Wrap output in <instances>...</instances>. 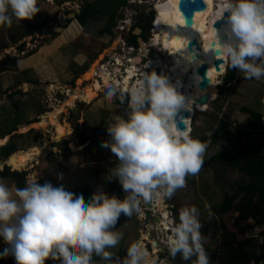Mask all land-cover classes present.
Wrapping results in <instances>:
<instances>
[{"label": "rangeland", "instance_id": "1", "mask_svg": "<svg viewBox=\"0 0 264 264\" xmlns=\"http://www.w3.org/2000/svg\"><path fill=\"white\" fill-rule=\"evenodd\" d=\"M147 1H142L139 6H130V9L125 7L124 11L120 9V17L122 18L121 15L126 13L127 9V13L129 14L131 10L133 15L137 11L142 14L148 13L153 9L154 0ZM67 2L65 5L63 2L58 4L59 7H52L54 13L50 12V17L45 15L43 20H36L34 17L30 21H23L21 25L13 22L10 28L3 27V33L0 32V45L5 43L7 46L9 36H13L11 46L6 48V51L2 50L0 57L12 56L17 60L14 70L9 71L6 76L13 79L14 76L18 77L17 73L20 71L28 73V79L23 78L22 81L17 82L18 85L12 82L5 94L0 97V115H5L4 119H0V132L4 125L13 124L18 135L12 138V144H16L21 149V144L31 146V143L37 140L43 147L40 154L32 157V160L21 170H12L6 165L7 148L1 149L0 163L4 166H1L0 172L7 168L9 174L17 173L18 176L0 177V180L5 181L10 187L18 188L24 187L26 181L36 179L40 184L50 182L54 187L63 186L65 190L76 196H82L85 203L89 204L95 193L104 192L109 196L115 187L116 180H108L107 177L109 170L118 161L110 149L102 145L110 139L106 131L107 126L113 122L115 116L125 117L127 111L122 108L124 105L119 101H115L111 109L107 107V102L104 100V92L107 89L105 87L102 91H97L90 101L81 100L79 97L69 106L65 103L68 100V93L76 88L84 94V87L91 83L85 78L90 69L87 67L96 65L102 56L104 58L99 62L100 64L105 61L106 56L111 61H105L99 70L111 74L110 85L122 93L121 87L115 86L113 80L115 78L121 82L126 70L124 62L121 61L118 68L111 62L119 55L125 59L126 56L133 55L135 50L127 49L132 42H128V33L121 31L125 26L124 23L119 31H114L119 27L121 20L117 21L118 23H115L109 32L105 30L108 26L106 23L102 33L105 17L90 18L86 22L90 24L88 27L90 33H86L85 30H81L84 27L79 26L80 22L76 19V15L81 14L84 4L89 3L90 0ZM219 4V1L218 3L215 1V5ZM75 5L78 8L72 11L70 6L74 8ZM77 9L79 13H76ZM71 14H75V18L67 19ZM31 25L37 27L32 35L20 38L19 35L22 36L23 32L29 31ZM22 43L24 46L19 50L18 46ZM148 43L149 41L145 44ZM123 45L124 47L121 48ZM109 50L113 53L108 52ZM150 51V55L145 57L147 63L145 58L140 57L138 68L145 64L148 67L150 61L148 59L155 56H160L162 60L166 59V55L158 48H151ZM208 57L209 55H205L202 58L201 65L215 61H209ZM222 59L214 95L209 97L211 101L203 111L194 108V116L190 123L191 137L205 141L208 145L201 171L195 176L186 177V187L177 190L171 199L158 197L151 201V207H148L151 214L149 219H146L144 214L147 210L144 206L145 202L141 203L139 214H134L131 218L121 215L116 230L123 233V239L116 248L110 249L117 258L126 255V249L131 243L142 241L155 264H190L183 261L179 255L175 259L170 258L166 248L167 237L174 223L179 222V210L185 206H195L200 210L199 220L202 225L200 231L205 238L204 246L208 250L211 264L221 263V259L215 257L214 253L222 256L224 254L223 247H220L222 228L231 238L239 241L245 239L235 235L233 221L237 213L230 210L223 214L221 207L237 185L248 184L250 179L243 172L229 168L225 160L234 159L242 150L257 149L260 142H264V121L256 120L243 111H253L264 118V80H245L242 73L234 70L229 77V85L222 86L223 79L228 74L227 59L224 56ZM15 70L17 73L14 72ZM99 70L95 72L94 78H97L96 73H100ZM139 74H143V71L138 69L137 76ZM23 81L26 82L25 85L22 84ZM78 81L81 83L77 84ZM180 86H183V83H180ZM55 108L62 111L55 119V124H63L69 128V134L64 139L58 142L55 140L54 125L50 124L44 129H30L20 133L21 128L30 123L40 122ZM16 123L19 124L16 126ZM83 140L84 143L79 146L78 144ZM86 177H92V183L96 186L91 187L90 185L93 184L89 183ZM100 186L104 188L101 189ZM124 197L120 199L123 200ZM238 204L236 199L233 206L236 207ZM169 208L171 211L168 210ZM209 210L213 213L211 219H209ZM156 219H159L157 223ZM246 223L252 222L247 220ZM261 231H264V226L255 228L250 236L256 237L261 242ZM5 247L7 245L0 238V252ZM97 260L96 264H105L99 257ZM0 264H15V261L9 255L0 259ZM46 264L53 262L47 261ZM259 264H264V260Z\"/></svg>", "mask_w": 264, "mask_h": 264}, {"label": "clouds", "instance_id": "2", "mask_svg": "<svg viewBox=\"0 0 264 264\" xmlns=\"http://www.w3.org/2000/svg\"><path fill=\"white\" fill-rule=\"evenodd\" d=\"M128 1L127 8L144 0ZM222 7L224 23L213 28L214 51L226 57L227 67L242 73L245 80H264V0H222ZM38 11L37 0H0V27L21 25ZM131 13L121 21L131 23ZM135 57L142 56L128 55L125 61L133 62ZM124 65L126 69L131 64ZM134 65L143 71L130 81L141 78L138 87L121 93L110 85L104 92L109 109L115 101L127 106L126 116H115L107 126L110 139L102 145L117 158L107 179L119 181L124 199L98 192L86 204L82 196L50 182L40 184L36 179L18 188L0 180V238L7 245L0 259L11 255L15 264H96L94 257H99L105 264H155L139 242L131 243L126 255L117 258L110 249L119 245L123 233L114 229L122 214L128 218L139 214L142 202L146 207V202L158 197L171 199L185 188L186 177L201 171L208 145L175 123L181 110L191 111L193 102L165 74L152 72L147 64ZM208 214L211 219L213 213ZM199 216L195 206L179 210V222L169 228L166 240L170 258L179 255L190 264H211Z\"/></svg>", "mask_w": 264, "mask_h": 264}, {"label": "bare ground", "instance_id": "3", "mask_svg": "<svg viewBox=\"0 0 264 264\" xmlns=\"http://www.w3.org/2000/svg\"><path fill=\"white\" fill-rule=\"evenodd\" d=\"M202 1L205 4V10L194 13V23L192 28L184 27L181 15L178 11V0H156L153 2L155 17L153 20V30H151L152 37L150 45L158 48L160 52H163L166 55V59L162 60L159 56H156V58L150 59L148 67L146 66L151 71H153L155 67H158L160 71L165 72V76L168 78L169 82L176 86L180 93L188 97L193 102L189 105L191 111L188 112V118L185 119L186 130L188 132L191 129L190 123L194 116V108H197L201 111H203L205 108V106L199 105L197 103L198 97L203 95H208L211 97L214 95L216 80L219 75V71L214 69L213 63L206 64L208 67L206 76L209 78V84L206 88L202 90L199 89L198 83L200 78L197 75L196 70L201 65L202 58L205 55H209V61L218 59L212 55L215 46L213 48L210 43L214 41L213 23L220 19L222 13L224 12L222 0ZM215 1L217 3L219 1L220 4L215 5ZM193 39H195L199 44V49H193L190 52L187 49V44ZM117 45L118 44L116 43L115 46ZM112 49L113 48H111V50ZM111 50L108 52L111 53ZM141 50L143 55L146 54V50L143 47ZM196 55H199L198 59L196 58ZM103 58L104 56H102L100 61H102ZM220 58H222V55ZM115 59L119 65L123 58L121 55H119L116 56ZM99 62H97L96 65L91 66L87 75H85V78L88 79L89 82L91 81V83L84 87V94H82L79 88L74 89L73 92L68 93V100H66L67 102L65 101V104L69 106L79 97L81 100L84 99L85 101H90L95 97L94 94L97 91H102L104 87L107 88L110 86L111 74H109L107 71L104 72V70H99ZM129 62L131 65H128L126 68L121 82H118L115 78L113 80L115 86H120L123 92L127 91L128 93L132 88L138 87L141 80V78L136 79L134 83L132 82L130 84L131 78L137 75L136 73L138 70L133 62ZM125 63L127 62L125 61ZM97 70H99L100 73H96L97 78H94L95 72ZM79 83H81V81H78L77 84ZM180 83H183V86H180ZM182 88L184 89L182 90ZM61 112L62 111L60 109L55 108L52 112L48 113V116L45 119L41 120L40 122L33 124L30 123L29 125L21 128L20 133L26 132L30 129H44L48 124H50L54 125L55 140L60 141L61 139H64L69 134L66 126L63 124H55V119L61 114ZM6 141L7 139H0V146L5 145ZM42 148V145L38 142L32 147V149L28 151L26 150L25 152H17L12 154L8 157L7 161H5L6 165L12 168V170L24 169L27 163L32 160V157L40 154ZM163 208L165 210V205ZM162 224H164V222H162ZM139 243L144 246L142 241Z\"/></svg>", "mask_w": 264, "mask_h": 264}, {"label": "trees", "instance_id": "4", "mask_svg": "<svg viewBox=\"0 0 264 264\" xmlns=\"http://www.w3.org/2000/svg\"><path fill=\"white\" fill-rule=\"evenodd\" d=\"M127 1L94 0L89 3L86 2L81 14L76 15V19L83 26L90 18H101V16L112 18L116 11L127 5ZM151 18H149L148 22H150ZM139 22L141 21L139 20ZM132 42L135 43L134 40ZM23 46L24 44L22 43L18 46V49L22 50ZM1 48H5V46ZM16 61L15 57L10 56L0 60V73L13 71L16 67ZM233 73L234 70L228 68V74L224 77L222 86L227 87L229 85V77ZM243 111L253 116L256 120L264 121L263 117L253 111ZM83 143L84 140L79 144L77 142L75 144L81 146ZM225 161L229 168L243 172L250 179L248 184L237 185L221 207L223 214L230 210H234L237 213L233 221V227L236 229L235 235L242 236L245 239L239 241L231 238L227 231L222 228L220 230V247H223L224 254L222 256L214 253V256L221 259L220 264H259L264 260V231L260 232L261 242L256 237L250 236V234L255 228L264 226V142H260V146L257 149L242 150L234 159ZM9 175L18 176L17 173L9 174L7 168L0 172L1 178H7ZM236 199H238L239 204L234 207L233 202ZM247 220L252 223H246ZM119 224L118 222L114 230L117 229ZM94 259L98 261L97 257H94ZM174 263L176 262L174 261Z\"/></svg>", "mask_w": 264, "mask_h": 264}, {"label": "water", "instance_id": "5", "mask_svg": "<svg viewBox=\"0 0 264 264\" xmlns=\"http://www.w3.org/2000/svg\"><path fill=\"white\" fill-rule=\"evenodd\" d=\"M92 1V0H90ZM205 10V4L202 0H178V11L181 15V18H182V21H183V24H184V27L185 28H192L193 27V15L195 12H202ZM76 13H79V10L77 9L76 10ZM224 12L222 13V16H223ZM227 14H225L226 16ZM70 17H68L67 19L69 18H75V14H71L69 15ZM222 16L220 17V19L216 20L214 23H213V28H220L222 26V24L224 23L223 19H222ZM64 24V23H63ZM65 24H67V21H65ZM61 29V28H60ZM136 33L139 34L140 33V30L139 29H136ZM150 35H152V33L150 32V34H148L147 36L150 37ZM151 38V37H150ZM139 41V46H140V55H141V44L143 43V41L141 39H138ZM211 46L214 48L215 46V43L214 41H212L211 43ZM187 49L191 52L193 49L195 50H198L199 49V44L197 43V41L195 39L191 40L188 42L187 44ZM137 52V51H135ZM147 53V52H146ZM212 55L218 59H216L214 62H213V66H214V69L216 71H219V66L221 63H223V59L220 58L221 54L218 50H213V53ZM196 58L198 59L199 58V55H196ZM141 62V59L140 57H137L136 59L133 60V63L134 64H139ZM207 70H208V67L206 64H202L200 65L197 70H196V73L197 75L199 76L200 78V81L198 83V87L199 89H204L208 86L209 84V78L206 76V73H207ZM154 72H156L158 75H160L161 71L158 67H155L153 69ZM152 71V72H153ZM170 74V73H169ZM209 96L208 95H203L201 97H198L197 99V103L199 105H203V106H207L208 103H209ZM188 118V112L187 111H183L181 110V112L178 114L177 118H176V125L181 129V130H184L186 129V125H185V119ZM1 166H4L3 163L0 164ZM119 188L122 189L120 183L118 180H116V185L112 191V193L109 195V197H112L113 194H115L119 199L123 197V195L121 194V192L119 191ZM146 207L150 208L151 207V204L150 202H146ZM145 218L146 219H149L151 217V214L149 213V211H145ZM159 221V219H156V223ZM156 243H153V245H155Z\"/></svg>", "mask_w": 264, "mask_h": 264}, {"label": "crops", "instance_id": "6", "mask_svg": "<svg viewBox=\"0 0 264 264\" xmlns=\"http://www.w3.org/2000/svg\"><path fill=\"white\" fill-rule=\"evenodd\" d=\"M67 1H69V0H48V1H46V0H37V7L39 8V11H38V13L35 15V18H36V20H43V17L46 15L47 17H50V15H49V13L50 12H52V13H54V9L52 8V7H54V6H57V7H59L58 6V4H63V2H64V5H65V3L67 2ZM68 3V2H67ZM66 3V4H67ZM71 3V2H70ZM71 5V4H70ZM76 6V5H75ZM70 8H71V10L72 11H75V7L73 8L72 6H70ZM122 8V7H121ZM53 9V10H52ZM120 10V9H119ZM122 11H124L123 9H121ZM118 15V14H117ZM128 15V14H127ZM40 16H41V18H40ZM46 17V18H47ZM70 17V16H69ZM120 20H121V18H120ZM119 20V21H120ZM118 21V22H119ZM103 22H104V24H103V26L104 27H102V33H104V28H105V22H106V19L104 18V20H103ZM114 22H115V19H113V20H111V23H109V22H106V23H108V26L106 27V32H109L112 28V26L114 25ZM36 25H31V29H30V31L28 32V31H25V32H23L22 33V36L21 35H19L20 36V38L22 37V38H24V37H26V36H30V35H32V32L34 31V30H36V28L37 27H35ZM79 26H80V24H79ZM90 26V24L88 23H86L83 27L84 28H81V30H85V32L87 33H90V31H89V29H88V27ZM81 27V26H80ZM8 27H5V29H7ZM32 31V32H31ZM0 32H2L3 33V27H0ZM28 32V33H27ZM5 34V33H4ZM10 37V40H9V43H8V45L6 46V44L5 43H1V45H0V54H2L3 53V51L2 50H5L6 51V48H8V47H10L11 46V38H13V36H9ZM16 42V41H15ZM10 44V45H9ZM3 46H5V48H1V47H3ZM40 55H42V53L40 52ZM7 56H4L3 55V57L1 56L0 57V60H2V59H4V58H6ZM10 57H12V56H10ZM22 64V63H21ZM22 66V65H21ZM11 72V71H10ZM9 71H6V72H2V73H0V97H1V95H3V94H5V92L7 91V88L10 86V84H12V82H16V84L18 85L19 83H17V82H19V81H22L23 80V78H27L28 79V73L27 72H23V71H20L19 73H17V71L15 70L14 72H16L17 73V76L18 77H16V76H14V78L13 79H10V78H8V76H6V74L7 73H10ZM23 73V74H22ZM14 80V81H13ZM29 80H32V79H29ZM29 82H33V81H29ZM22 84L23 85H25L26 84V82H22ZM22 84H20V85H22ZM139 86V85H138ZM11 95V94H10ZM5 118V115H0V119H4ZM5 124V123H4ZM3 124V125H4ZM17 124H19V123H16V126H17ZM26 124V123H25ZM27 125V124H26ZM7 126V124L6 125H4V128L1 130V132H0V139H4V140H6L7 139V141H6V144L5 145H2V146H0V151H1V149H6L7 148V153H8V155L6 156V158L8 159V157L10 156V155H12V154H15V153H17V152H25L26 150L28 151V150H30V149H32V147L33 146H35L37 143H38V141L37 140H35V141H33L32 143H31V146H27L26 144H21L20 146V148L21 149H19V147L16 145V144H12L11 143V140H12V138L15 136V135H18L17 133H16V131H15V128L13 127V124H11V125H8L7 126V129L5 130V127ZM66 128H67V131L69 132V128H68V126H66ZM58 142V141H57ZM8 146V147H7ZM25 148H27V149H25ZM25 149V150H24ZM12 151V152H11ZM0 157H1V155H0ZM6 159V160H7ZM87 178V180H88V182L89 183H91V184H93L92 183V177H86ZM91 187H93V186H96V185H90ZM101 187V186H100ZM104 187L102 186L101 187V189H103Z\"/></svg>", "mask_w": 264, "mask_h": 264}, {"label": "flooded vegetation", "instance_id": "7", "mask_svg": "<svg viewBox=\"0 0 264 264\" xmlns=\"http://www.w3.org/2000/svg\"><path fill=\"white\" fill-rule=\"evenodd\" d=\"M92 1H94V0H92ZM145 1V0H144ZM129 8H131V7H129ZM120 9H122V8H120ZM155 13V12H154ZM154 13H146V14H142V13H140V11H137L134 15H133V13H131L130 14V19H131V23H130V25L128 26L127 24H125V26H123V28L121 29V31H126L127 33H128V42H132L133 40L135 41V43L134 42H132V45H129L128 46V48L127 49H129L130 51H133V50H135V51H137V52H135L134 53V55H137V54H140V46H139V41H138V39H141L142 41H143V43H142V47L146 50V54H144L143 55V53H142V50H141V55L140 56H142V57H147V55L149 54L150 55V49H151V47L152 48H155L154 46H149L150 45V43H151V38L150 37H152L151 35H150V37H148L147 35L148 34H150V32L152 33V31L151 30H153V20H154ZM118 14V15H117ZM120 10H118V11H116V13H115V15L114 16H112V18H107V17H105V19H106V22H109V23H111V19L113 20V19H115V22H114V24L115 23H118L117 21H119L120 20ZM122 14V13H121ZM122 16V18H121V20H123L124 18L125 19H127V13H124L123 15H121ZM152 17V18H151ZM149 18H151V20H150V22H148L149 21ZM139 20L141 21V22H139ZM106 22H105V24H106ZM119 25V27H116L115 29H114V31L116 32V31H119V29L122 27V24L120 23V24H118ZM80 26H81V24H80ZM84 26V25H83ZM117 26V25H116ZM136 29H139L140 30V33L139 34H137L136 33ZM112 32V31H111ZM150 42V43H148V45H146L145 43L146 42ZM147 46V47H146ZM124 47V45L121 47V48H123ZM134 47H135V49H134ZM142 47H141V49H142ZM137 53V54H136ZM112 54V53H111ZM110 54V55H111ZM160 57V56H159ZM154 58H156V56L154 57ZM115 59V58H114ZM152 59V58H151ZM160 59H161V57H160ZM150 59H148V61H149ZM105 61H111V60H109V57L108 56H106V59H105ZM104 61V62H105ZM122 62H125V59L123 58L122 59ZM126 62H129V61H126ZM130 63V62H129ZM124 66V65H123ZM88 69L90 68V65L87 67ZM87 69V70H88ZM165 72H163V71H161V75H163ZM94 92H96V91H94ZM126 107V108H125ZM122 108L124 109V110H126L127 111V106H126V104H124V106H122ZM116 158V157H115ZM117 159V158H116ZM116 185V184H115ZM119 191L122 193L123 191H122V189L121 188H119Z\"/></svg>", "mask_w": 264, "mask_h": 264}, {"label": "built area", "instance_id": "8", "mask_svg": "<svg viewBox=\"0 0 264 264\" xmlns=\"http://www.w3.org/2000/svg\"><path fill=\"white\" fill-rule=\"evenodd\" d=\"M136 2H140L139 0H129L128 1V3H130V4H135ZM76 8H78V6H75V9ZM122 23H124V25L125 24H129V20H124ZM127 61H130V59H127ZM110 62V61H109ZM104 63V62H103ZM103 63H101V64H103ZM111 63H113L114 64V66L115 67H119V65H118V62H117V60L116 59H114ZM101 64H100V67H101Z\"/></svg>", "mask_w": 264, "mask_h": 264}]
</instances>
